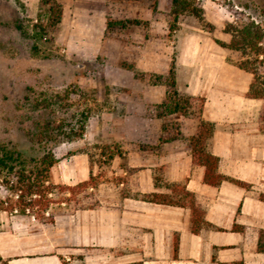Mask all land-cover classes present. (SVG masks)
Masks as SVG:
<instances>
[{"label": "crops", "instance_id": "obj_1", "mask_svg": "<svg viewBox=\"0 0 264 264\" xmlns=\"http://www.w3.org/2000/svg\"><path fill=\"white\" fill-rule=\"evenodd\" d=\"M226 51L214 39L185 41L176 80L181 93L204 98L200 119L215 126L208 151L219 158V173L248 187L204 182L205 167L194 164L189 145L199 119L176 117L180 135L161 142L165 119L152 112L166 100L164 86L133 75L126 84L112 81L115 105L125 114L99 118L95 141L124 150L106 171L123 178L98 184L96 206L63 208L52 219L0 210V264H264L257 247L264 230V101L248 97L253 75L231 64ZM162 55H147L143 69L169 73L171 58ZM54 153V185H77L101 172L87 152ZM172 184H183L205 211L198 234L189 208L134 196L170 193Z\"/></svg>", "mask_w": 264, "mask_h": 264}, {"label": "rangeland", "instance_id": "obj_2", "mask_svg": "<svg viewBox=\"0 0 264 264\" xmlns=\"http://www.w3.org/2000/svg\"><path fill=\"white\" fill-rule=\"evenodd\" d=\"M57 1L63 7L61 23L55 29H42L47 26V17L42 14L39 18L40 0H0V145L16 147L28 168L35 165L30 160L40 159L46 149L59 156L87 152L101 170L95 176L98 184L123 178L106 172L110 158L101 153L113 148L114 153L121 154L124 150L116 143L103 145L95 141L99 134L94 123L99 118L125 114L115 105L119 89L112 81L126 84L136 72L146 76V80L139 79L142 82L160 87L150 82V76L157 73L143 69L147 55H169L173 65L187 40L225 42L227 30L250 20L264 28V0H199L201 16L187 14L177 22L170 15V0ZM128 20L137 24L107 32V21ZM226 52L228 61L237 67L241 61L252 59L248 51ZM259 67L264 76V65ZM157 106L152 113L159 117ZM87 110L92 116L81 140L54 143L48 134L41 136L38 125H74ZM39 137L43 138L42 145L37 144ZM9 179L15 180L13 176ZM95 190L91 186L88 192L95 194ZM70 197L68 192L52 194L54 203L47 210L50 216L63 208L90 207L96 200L84 199L77 205L68 200ZM16 199L17 194L0 186V207L8 208ZM45 212L31 211L27 215L49 219Z\"/></svg>", "mask_w": 264, "mask_h": 264}, {"label": "trees", "instance_id": "obj_3", "mask_svg": "<svg viewBox=\"0 0 264 264\" xmlns=\"http://www.w3.org/2000/svg\"><path fill=\"white\" fill-rule=\"evenodd\" d=\"M18 1V0H16ZM119 2H141L146 0H113ZM150 1V0H147ZM41 14L39 18L42 19V14L46 15L47 26L43 28L55 29L62 21L63 7L57 0H40ZM170 15L174 21L177 22L181 16L190 14L196 17L201 16V8L199 7V0H170L169 5ZM107 32H112L114 28L120 26L123 29L130 25L137 24L136 21H107ZM231 35L230 42L226 43L220 40L215 42L227 51L245 52L248 51L252 59L241 61L238 67L253 75V81L250 85L248 97L260 99L264 101V76L260 75L259 66L264 65V28L257 22L250 20L237 29L227 30ZM175 62L173 63L167 75L154 74L150 76V82L153 85L165 86L167 89L166 100L157 106L159 118L165 119L162 125L161 142H167L180 135L179 123L175 120L176 117H188L199 119V126L197 133L190 139V149L195 165L205 167L204 182L210 186H219L224 181H230L239 186L248 187L247 184L228 178L219 173V158L212 155L208 151V140L211 138L214 125L204 122L200 119V113L204 105V98L193 97L181 93L178 90L176 80ZM134 70L133 67H131ZM136 79L146 80L145 75H139L135 72ZM91 111L87 110L82 113L74 125H58L55 122L47 125H38L41 131V136L48 134L50 142L66 143L81 140L86 132V124L91 117ZM170 118V119H169ZM261 120L264 121V108L261 114ZM37 138V144H43V138ZM114 149L103 151L102 155H108L111 159L114 155ZM35 165L28 168L27 161L23 158L22 153L14 146L8 144L0 145V186L5 185L7 190L12 194H17L15 203H12L8 208L0 207V210L19 214H27L28 211L44 214L49 206L54 203L50 197L51 194L68 192L71 197L69 201H74L77 205L84 199H94L95 194L89 193V187H98V182L94 176L91 175L88 181L79 183L73 186L54 185L50 182L51 169L58 163V159L52 149H46L40 159H31ZM14 177L15 180L9 179ZM170 193H153L147 195H136L143 201L167 205L173 207L189 208L192 211V231L195 234L200 232V229L205 225V211L197 202L193 193L186 190L183 184L170 185ZM264 201V194L260 196ZM97 201L90 206L97 205ZM3 201L0 202V205ZM49 219H52L50 216ZM258 251L264 253V230L259 232L258 237ZM1 261V257H0Z\"/></svg>", "mask_w": 264, "mask_h": 264}, {"label": "built area", "instance_id": "obj_4", "mask_svg": "<svg viewBox=\"0 0 264 264\" xmlns=\"http://www.w3.org/2000/svg\"><path fill=\"white\" fill-rule=\"evenodd\" d=\"M103 159H105V157H103ZM51 195H52V194H51ZM51 195H50V197H51ZM29 213H31V212L28 211L27 214H29ZM14 214H17V211H15ZM45 215L49 217V216H50V213L47 211V212H45ZM33 219H36V218L33 217Z\"/></svg>", "mask_w": 264, "mask_h": 264}]
</instances>
